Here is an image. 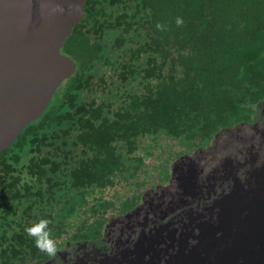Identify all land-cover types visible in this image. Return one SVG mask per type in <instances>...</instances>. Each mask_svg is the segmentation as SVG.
Wrapping results in <instances>:
<instances>
[{"label":"trees","instance_id":"trees-1","mask_svg":"<svg viewBox=\"0 0 264 264\" xmlns=\"http://www.w3.org/2000/svg\"><path fill=\"white\" fill-rule=\"evenodd\" d=\"M84 12L61 49L75 71L0 151V264L52 255L26 231L41 219L56 250L99 237L264 98V0H85Z\"/></svg>","mask_w":264,"mask_h":264},{"label":"water","instance_id":"water-1","mask_svg":"<svg viewBox=\"0 0 264 264\" xmlns=\"http://www.w3.org/2000/svg\"><path fill=\"white\" fill-rule=\"evenodd\" d=\"M85 0H0V151L51 103ZM41 264H264V98L250 121L178 155L163 184Z\"/></svg>","mask_w":264,"mask_h":264},{"label":"clouds","instance_id":"clouds-1","mask_svg":"<svg viewBox=\"0 0 264 264\" xmlns=\"http://www.w3.org/2000/svg\"><path fill=\"white\" fill-rule=\"evenodd\" d=\"M182 20L177 18L176 23L180 24ZM160 25H158L159 27ZM49 221L47 219H41L38 223L26 228V231L30 236L35 237L34 243L38 248L49 254L56 252V246L54 241L50 238L49 230L47 228Z\"/></svg>","mask_w":264,"mask_h":264},{"label":"rangeland","instance_id":"rangeland-1","mask_svg":"<svg viewBox=\"0 0 264 264\" xmlns=\"http://www.w3.org/2000/svg\"><path fill=\"white\" fill-rule=\"evenodd\" d=\"M213 137V136H212ZM168 141L167 140H165V141H163L162 142V144L165 146L166 145V143H167ZM163 151H165L166 150V148H163L162 149ZM155 153H159V151H156ZM162 155V154H161ZM147 160V162L149 163V164H151V165H154L156 162H157V159L155 158V157H151V158H149V159H146ZM173 161V160H172ZM171 161V162H172ZM171 162L168 164V166L170 167V164H171ZM156 173H157V171L156 170H151L150 171V176L151 177H153L154 175H156ZM150 179V178H149ZM163 184V183H165V181L162 183V182H157L156 184ZM149 188V187H148ZM145 189H147V188H145ZM108 197H109V195H108Z\"/></svg>","mask_w":264,"mask_h":264},{"label":"flooded vegetation","instance_id":"flooded-vegetation-1","mask_svg":"<svg viewBox=\"0 0 264 264\" xmlns=\"http://www.w3.org/2000/svg\"><path fill=\"white\" fill-rule=\"evenodd\" d=\"M60 249V248H59Z\"/></svg>","mask_w":264,"mask_h":264}]
</instances>
